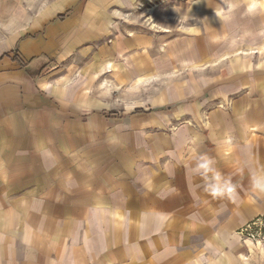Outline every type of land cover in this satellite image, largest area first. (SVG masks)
I'll list each match as a JSON object with an SVG mask.
<instances>
[{"label":"crops","instance_id":"0c3cea01","mask_svg":"<svg viewBox=\"0 0 264 264\" xmlns=\"http://www.w3.org/2000/svg\"><path fill=\"white\" fill-rule=\"evenodd\" d=\"M246 3L0 0V264H244L235 233L264 215V12ZM101 79L104 110L85 93ZM201 155L233 199L204 191Z\"/></svg>","mask_w":264,"mask_h":264},{"label":"clouds","instance_id":"9594fccd","mask_svg":"<svg viewBox=\"0 0 264 264\" xmlns=\"http://www.w3.org/2000/svg\"><path fill=\"white\" fill-rule=\"evenodd\" d=\"M240 7L239 2L228 3L226 9L221 12L230 18V14ZM264 12V0H247L244 5V15H254ZM224 150H231V137L226 135L221 142ZM214 161L207 155H201L196 159L192 173L200 176L203 181L204 191L213 199H233L236 191L230 178H225L213 167ZM251 190L257 194H264V170L256 171L250 176Z\"/></svg>","mask_w":264,"mask_h":264},{"label":"built area","instance_id":"2783aa9c","mask_svg":"<svg viewBox=\"0 0 264 264\" xmlns=\"http://www.w3.org/2000/svg\"><path fill=\"white\" fill-rule=\"evenodd\" d=\"M219 107H223V105L219 104ZM235 234L242 247L248 250V253L245 255H242L241 251H238V256L244 264H250L252 258H255V256L260 260L261 255L264 253V215L247 223Z\"/></svg>","mask_w":264,"mask_h":264},{"label":"rangeland","instance_id":"374dc122","mask_svg":"<svg viewBox=\"0 0 264 264\" xmlns=\"http://www.w3.org/2000/svg\"><path fill=\"white\" fill-rule=\"evenodd\" d=\"M144 5H139V7H138V9L137 10H135V14H136V16L138 17V18H136L135 20H133V25L134 26H138L140 29H142V30H144L146 27H147V23H145V25H146V27L145 26H143L141 23H143L144 22V16H143V13H144V11H145V8L143 7ZM80 7L82 8V4L80 5ZM156 6H154L153 8H155ZM152 8V7H151ZM150 8V9H151ZM127 18V17H126ZM127 19H129V18H127ZM127 23L128 24H130V23H132V21L130 20V21H127ZM150 27L148 26V31H150V32H152V34H154V31L156 30V28H154V31H152V30H150L149 29ZM147 29V28H146ZM135 33L133 32H131V33H127V35L128 36H130V35H134ZM110 40H108V42H109ZM111 43V42H110ZM101 43H98V44H95L93 47L95 48V49H97V45H100ZM86 59V63L88 62V61H91V54L89 55V57H86L85 58ZM85 67H88L89 65H87V64H85L84 65ZM84 69H82V67L79 65V67L77 66V65H75V70L73 71L74 73H75V76L76 77H79V75H80V73L82 74V71H83ZM68 71V70H67ZM86 81V80H85ZM70 83H71V80L69 81ZM78 82V83H77ZM72 83H73V81H72ZM76 83H77V85H76ZM86 83H88V87H87V91L85 92V93H87V95H88V97L90 98V101H93L92 99H93V95L94 94H96V88H98V87H100V92H98L97 93V95L95 96V98H96V102H94L93 101V103H98V104H100L101 105V109H108V108H110V106H109V97H108V95H107V90H108V81H107V79H101L100 80V82L98 83L97 82V85L96 86H94L93 87V85H92V83H93V81H86ZM80 84V81H79V79L78 80H76V81H74V83L72 84L73 86V90L78 86ZM99 84H100V86H99ZM92 88H94V91H93V89ZM117 103H120V102H118L117 101ZM94 109V108H93ZM101 112H102V110H99V111H97V113L98 114H100L101 115ZM112 113V112H111ZM116 115L118 116L119 115V113H117L116 112ZM264 250V249H263Z\"/></svg>","mask_w":264,"mask_h":264},{"label":"trees","instance_id":"16d2710c","mask_svg":"<svg viewBox=\"0 0 264 264\" xmlns=\"http://www.w3.org/2000/svg\"><path fill=\"white\" fill-rule=\"evenodd\" d=\"M110 116L116 115V112L109 113Z\"/></svg>","mask_w":264,"mask_h":264},{"label":"bare ground","instance_id":"6f19581e","mask_svg":"<svg viewBox=\"0 0 264 264\" xmlns=\"http://www.w3.org/2000/svg\"><path fill=\"white\" fill-rule=\"evenodd\" d=\"M153 27H154V28H156V26H155V25H154Z\"/></svg>","mask_w":264,"mask_h":264}]
</instances>
